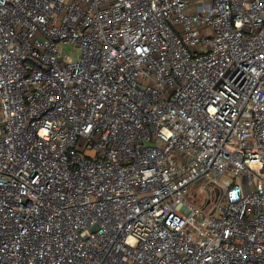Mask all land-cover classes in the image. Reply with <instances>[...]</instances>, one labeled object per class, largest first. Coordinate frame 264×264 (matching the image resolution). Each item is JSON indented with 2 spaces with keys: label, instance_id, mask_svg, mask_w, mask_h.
Segmentation results:
<instances>
[{
  "label": "built area",
  "instance_id": "obj_1",
  "mask_svg": "<svg viewBox=\"0 0 264 264\" xmlns=\"http://www.w3.org/2000/svg\"><path fill=\"white\" fill-rule=\"evenodd\" d=\"M0 264H264V0H0Z\"/></svg>",
  "mask_w": 264,
  "mask_h": 264
},
{
  "label": "rangeland",
  "instance_id": "obj_2",
  "mask_svg": "<svg viewBox=\"0 0 264 264\" xmlns=\"http://www.w3.org/2000/svg\"><path fill=\"white\" fill-rule=\"evenodd\" d=\"M59 50L60 52L66 54L68 56L69 59L71 58H78L81 54L80 48H76V44L75 43H69V44H60L59 45ZM80 143H82V140L80 141ZM208 183L203 182L202 186L205 187V184ZM187 200H189L187 198Z\"/></svg>",
  "mask_w": 264,
  "mask_h": 264
}]
</instances>
